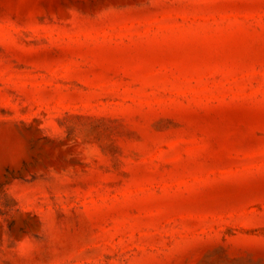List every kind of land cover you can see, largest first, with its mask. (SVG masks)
Listing matches in <instances>:
<instances>
[{"label":"rangeland","instance_id":"374dc122","mask_svg":"<svg viewBox=\"0 0 264 264\" xmlns=\"http://www.w3.org/2000/svg\"><path fill=\"white\" fill-rule=\"evenodd\" d=\"M0 264H264V0H0Z\"/></svg>","mask_w":264,"mask_h":264},{"label":"clouds","instance_id":"9594fccd","mask_svg":"<svg viewBox=\"0 0 264 264\" xmlns=\"http://www.w3.org/2000/svg\"><path fill=\"white\" fill-rule=\"evenodd\" d=\"M42 231H43V226H42L40 235L42 234ZM7 236L9 237L8 234ZM38 242H39L38 239H36L31 234H28V235H25L22 239L14 241L11 248L14 252L15 257L21 260L28 261L34 256L37 250ZM5 259L8 260L9 258L6 257Z\"/></svg>","mask_w":264,"mask_h":264}]
</instances>
